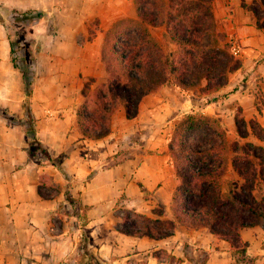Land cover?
Masks as SVG:
<instances>
[{"label":"crops","instance_id":"1","mask_svg":"<svg viewBox=\"0 0 264 264\" xmlns=\"http://www.w3.org/2000/svg\"><path fill=\"white\" fill-rule=\"evenodd\" d=\"M249 3L210 0L221 42L230 52L232 43L240 51L235 56L240 64L224 87L204 94V81L193 89L166 83L142 97L135 117L128 118L120 107L111 116L109 133L90 139L82 135L76 116L85 100L83 88L86 84L94 89L106 80L101 59L105 34L118 20L138 18L135 1L0 0V8L60 14L57 31L47 35L35 53L29 95L36 135L60 169L37 162L29 153L23 76L13 67L0 20V264H75L84 252L82 231L91 240L88 249L102 264H127L130 255L144 256L140 264H150L152 257L158 259V249L173 255V264L189 262V252L195 249L205 253L203 264H241L228 242L206 227L176 225L171 235L160 239L133 236L120 231L121 217L113 211L121 206L147 217L172 219L178 179L168 144L175 125L187 114L207 115L219 123L228 141L251 143L264 151V27ZM149 30L164 51L177 50L175 43L165 41L164 24ZM226 179H231V187L240 181L231 164L223 177L224 192L231 189H225ZM259 184L264 189L260 177L254 196ZM75 204L84 216H73ZM240 234L248 243V256L264 254L261 225L244 227Z\"/></svg>","mask_w":264,"mask_h":264},{"label":"trees","instance_id":"2","mask_svg":"<svg viewBox=\"0 0 264 264\" xmlns=\"http://www.w3.org/2000/svg\"><path fill=\"white\" fill-rule=\"evenodd\" d=\"M134 1L138 18L118 20L105 34L101 59L106 80L94 89L86 84L83 88L85 100L76 116L85 138L97 139L108 134L111 116L120 107L125 109L128 118L135 117L142 97L166 83L193 89L204 81L203 93H214L227 84L229 74L240 64L239 58L229 51V45L221 42L210 0ZM260 2L264 6V0ZM251 9L259 20V10ZM12 10L23 20L29 15L35 18L42 15L40 10ZM161 24L165 25V41L176 44L175 52L164 51L151 35L149 28ZM259 26L264 27V21ZM9 43L11 62L24 81L29 153L31 157L39 154L41 162L60 169L59 161L50 156L36 135L29 108L32 76L29 78L27 70L15 63L10 39ZM1 113L8 116L5 110ZM240 121L237 114L239 129ZM198 131L213 133L204 143L188 140ZM168 154L178 179L172 195V219L136 213L143 218L142 225L124 216L125 225L120 231L160 239L171 235L176 225L206 227L214 236L228 242L237 262L247 264L251 257L247 255L248 243L240 231L264 221V197L257 199L253 194L257 178L264 181V151L251 143L228 141L216 120L196 113L185 115L175 125ZM229 164L240 181L233 182L231 189L224 192L223 177ZM83 251L92 264H102L88 249L87 241Z\"/></svg>","mask_w":264,"mask_h":264},{"label":"rangeland","instance_id":"3","mask_svg":"<svg viewBox=\"0 0 264 264\" xmlns=\"http://www.w3.org/2000/svg\"><path fill=\"white\" fill-rule=\"evenodd\" d=\"M248 1L250 2L249 5L251 7L257 8L259 10V19L261 20V22L264 21V6L260 2L261 0ZM12 9L13 8H0L1 19L5 23L8 37L13 44L14 51L12 52V58L19 67L25 68L27 70L30 78V76H33V61L35 60V53L39 48L43 46L47 35L57 31V28H55L54 25L55 22L60 19V14L58 12H51L43 9H33L35 11L40 10L42 12V15L39 18H35L29 15L28 19L25 18L23 20V17H19V15L16 12H13ZM30 17H32V19ZM24 57L27 58V62L24 60ZM212 133V131H198L190 135L188 137V140L194 143H204ZM34 159L37 162H41L42 160L39 154H36ZM231 183V179H226L224 181V187L226 190L230 189ZM263 194V185L259 184V186L256 188L255 196L257 198H260V196ZM77 207L78 204H75L73 206V209L71 211L73 216H84L85 211H81ZM113 212L115 215L121 217V222L118 225L119 229H121L125 225L122 219V217L124 216L130 218V222H135L138 225H142V223L144 222L143 218L138 217L137 214L139 213L131 210V208L115 206ZM261 226L264 233V221ZM86 235L87 234L82 231L81 238H83V242L91 241L90 238H88ZM158 250V253H156V255L154 254L156 257H158V259L156 260L152 257L150 264H173L174 262H176V258L173 255L167 253L164 250ZM84 257V252H82L80 256L77 255L75 264H91L90 259L88 258L84 260ZM143 257L144 256L141 257L130 255V257L127 259V264H140L144 262ZM205 257V253L203 251L195 249L191 254L189 252L188 258L190 261L186 264H203ZM105 264L110 263L106 262ZM247 264H264V254H262V256L258 255L257 257H251V259L248 260Z\"/></svg>","mask_w":264,"mask_h":264},{"label":"built area","instance_id":"4","mask_svg":"<svg viewBox=\"0 0 264 264\" xmlns=\"http://www.w3.org/2000/svg\"><path fill=\"white\" fill-rule=\"evenodd\" d=\"M231 52H232L233 56H238L239 55V52H240L239 48L234 43H232V45H231Z\"/></svg>","mask_w":264,"mask_h":264}]
</instances>
